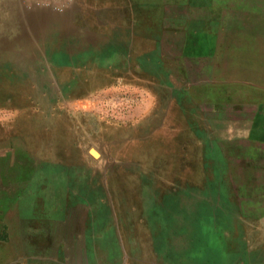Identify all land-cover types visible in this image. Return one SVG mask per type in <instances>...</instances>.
<instances>
[{"label":"rangeland","instance_id":"1","mask_svg":"<svg viewBox=\"0 0 264 264\" xmlns=\"http://www.w3.org/2000/svg\"><path fill=\"white\" fill-rule=\"evenodd\" d=\"M101 5L99 63L195 86L170 119L59 87ZM0 109V264H264V0H0Z\"/></svg>","mask_w":264,"mask_h":264},{"label":"crops","instance_id":"2","mask_svg":"<svg viewBox=\"0 0 264 264\" xmlns=\"http://www.w3.org/2000/svg\"><path fill=\"white\" fill-rule=\"evenodd\" d=\"M95 8L97 11L95 20L93 19L92 22L90 20H86L84 26L80 27L84 28V30L88 33L87 35L91 34L89 38H86L83 49H81L80 45L79 49L78 44H76L75 46L78 47L74 49V51L71 50V52L75 54L74 59H78V54H84L85 60L89 63L85 65V68H81L79 66H67L68 68L58 69L59 87L67 90L68 93L79 94L76 95V97H71L69 100H80L81 98L88 100L97 96L103 100H107L111 97V95L115 96V93L117 96H115V100L117 101L114 102L117 103V105L121 104V106L117 107L114 112L106 111L101 113L102 115H98L97 117L102 120L103 124L110 125L121 123L124 125H143L147 122H156L154 120L158 119L157 117L160 116V113H162L164 107H166V111L163 118H166V120L170 119L172 113L171 108L174 107L175 103H179V100H177L173 94L177 92L179 93L180 91H182V93L189 94L191 89H193L195 86L191 84H182L178 85L177 87L170 86L166 89L164 87H158L155 85L148 87L143 85L138 79L139 75L146 76V71L144 72V70L141 69V66L138 64H130L131 66L128 65L127 67L125 65L118 67L116 65L99 63L101 61H105V59L108 58L109 53H111L112 49L114 48H107L105 43H103L105 40L104 38L110 36L109 39L112 40L111 45L115 43L112 39L113 36L103 31L106 23L102 14L106 12L107 8H124V6L108 7L106 5H101ZM116 23H119L118 18L116 19ZM76 26L79 25L76 24L72 27ZM94 40L96 42H94ZM99 41H101V43H99ZM129 44L132 48V44ZM113 52L116 53V48L113 50ZM127 58L129 60L133 59L131 56H128ZM70 59L73 58L70 57ZM148 77L150 78L155 76L149 74ZM163 92H170V96L166 99L163 98L161 96V93ZM124 94L127 96L124 97ZM165 101H167V103ZM165 103L168 105L164 106ZM80 113L89 114L90 112L86 110L84 112L81 111ZM137 118L138 120H136ZM124 129H126V127ZM113 137L119 141L123 139L120 138L119 135ZM138 140L139 138L133 135L128 138V142L130 143ZM106 172L107 174H110V170ZM108 177H110V175H108Z\"/></svg>","mask_w":264,"mask_h":264},{"label":"clouds","instance_id":"3","mask_svg":"<svg viewBox=\"0 0 264 264\" xmlns=\"http://www.w3.org/2000/svg\"><path fill=\"white\" fill-rule=\"evenodd\" d=\"M60 10V9H58ZM19 113L14 109H0V126L10 127L18 118Z\"/></svg>","mask_w":264,"mask_h":264}]
</instances>
